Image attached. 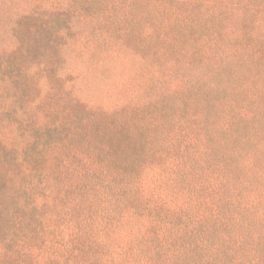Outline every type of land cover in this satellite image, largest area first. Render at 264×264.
Returning a JSON list of instances; mask_svg holds the SVG:
<instances>
[{
    "label": "trees",
    "instance_id": "1",
    "mask_svg": "<svg viewBox=\"0 0 264 264\" xmlns=\"http://www.w3.org/2000/svg\"><path fill=\"white\" fill-rule=\"evenodd\" d=\"M0 85V264H264V0H0Z\"/></svg>",
    "mask_w": 264,
    "mask_h": 264
},
{
    "label": "rangeland",
    "instance_id": "2",
    "mask_svg": "<svg viewBox=\"0 0 264 264\" xmlns=\"http://www.w3.org/2000/svg\"><path fill=\"white\" fill-rule=\"evenodd\" d=\"M167 17L168 15L166 13H164ZM172 17H175V14H171ZM105 17V14L103 16H101V18ZM164 19H161L160 17L158 16H155L154 18L151 17L150 19V23H151V26L156 28V29H165V27H163L164 25ZM175 27H182V24H175L172 26V29L173 31H175ZM90 28V27H89ZM95 29V27H92ZM91 29V28H90ZM90 30L87 28V30H83L82 32L78 33V34H85L87 32H89ZM160 32H165L164 30H159ZM181 32H183V29H181ZM2 86L0 85V126L2 125V121H6V117L3 115V112H2V109L4 107V100L1 99V95H2ZM61 164V163H60ZM61 171H63L61 169ZM64 175H61V177H59V179H63ZM65 205H66V202H64L63 204L60 203V201L57 202V205L55 206V211L54 214L56 215L57 213H59L60 211L62 210H65ZM50 212V211H49ZM57 212V213H56ZM53 214V213H52ZM48 219V216H46L45 219H41L38 221L37 219L35 220V222L37 223L38 227L40 228V230L42 229L43 230V235H42V238H45L46 236H48V233L46 232V230H44V223L43 222H46ZM58 224H56L57 226ZM43 227V228H42Z\"/></svg>",
    "mask_w": 264,
    "mask_h": 264
}]
</instances>
